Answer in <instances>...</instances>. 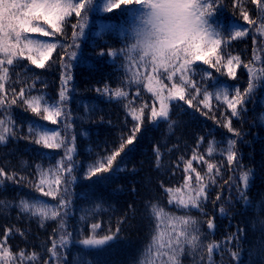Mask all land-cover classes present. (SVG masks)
I'll return each mask as SVG.
<instances>
[{"label": "trees", "instance_id": "1", "mask_svg": "<svg viewBox=\"0 0 264 264\" xmlns=\"http://www.w3.org/2000/svg\"><path fill=\"white\" fill-rule=\"evenodd\" d=\"M102 4L103 0H94L88 12L84 35L77 41L80 47L68 49L77 51L78 59L71 69L73 80L68 84L70 96L66 103L69 113L67 123L71 125L66 134L69 138L75 137L73 175L76 177L75 182L68 185L71 204L66 217V231L71 233L72 243L62 250L67 264H139L155 226L150 214L153 203L176 215H190L198 222L204 247L194 255L186 252L181 256V264H208L207 245L210 243L222 246L220 251H214L213 264H264V224H261L264 221V123L260 120L261 114H264V86L256 89L245 105L247 111L240 118H231L232 127L241 133L240 137L234 136L223 126L231 116L230 110L214 96L209 101L211 110L197 101L193 102L194 107H189L184 101H173L170 120L175 123L172 129L164 121L153 124L149 120L150 110L154 103L158 107V102H154L142 84L129 85L125 71L120 67L125 62L108 55L111 51L120 53L127 46L121 29L129 23L131 13L136 9L121 5L111 12H105ZM216 7L222 9L225 25L234 20L241 29H248L249 34L239 39H231V34L225 32L226 43L221 46L232 56H239L241 64L236 68L237 75L233 80L226 74V57L220 65L221 72L196 62L199 67L194 79L201 81L202 73L209 72L211 78L201 84L202 88L214 84L215 78H218L228 85L239 87L243 92L249 80L243 65L253 60V35L258 42L261 36L255 33V26L243 20L242 12L248 11L250 17L255 19L257 6L251 0H217ZM79 20L75 14L67 18L63 32L54 38L58 45L72 42L73 25ZM75 30L79 31L78 28ZM101 52L104 54L101 55ZM257 54L264 60V52ZM62 55L67 61L68 56L58 46L43 69L21 60L12 78L15 80L18 73L22 83H16L13 87L19 92L21 87H30L36 80L31 95L44 94L50 103L57 101L62 87ZM164 82L169 83L166 78ZM105 85L112 91L118 87L128 91L127 100L109 99V96L98 93L97 89L103 90ZM137 88L140 90L139 96L136 95ZM208 90L214 91L212 87ZM202 98L200 95L198 100ZM128 100L132 101L134 107L139 108L141 104L149 107L145 109L144 120L134 143L125 148L121 157L117 158L118 164L113 165L114 169L118 167L123 170L103 174L107 179L85 178L89 165L118 149L122 138L126 140L131 135L135 122L125 108ZM11 115L17 136L9 137L6 143L0 144V168L7 173H15L16 180L22 182L5 181L0 186V200L9 204L7 207L0 205V241L4 240L5 230L12 229L5 246L13 253L21 250L29 255L36 253L38 260L29 261L28 264H45V261L55 264L50 259L48 249L52 239L58 238V221L48 220L41 226L38 218L22 213L16 205L21 199L31 200L34 197L52 205L57 203L52 197H45L36 191L33 185L39 181L37 165L43 169L53 167L64 157V149H46L33 142L35 137H25L29 136V126L33 121L44 125L45 130L58 131L63 136L66 131L65 119L58 118L57 124L44 121L26 110L22 102L12 105ZM201 137L204 138L203 142H200ZM230 138L237 140L239 166L235 163L227 165L226 155L222 156L219 152L212 156L207 154L211 141L218 142V147H226ZM155 147H159L161 152L160 167L156 166ZM194 153L198 154L197 159L192 160L196 172L205 176L207 164L204 161H207L217 165L223 163L221 175L216 177L217 184L210 186L208 198L201 209H179L168 203L165 189L180 187L186 176H191L192 183H195L196 173L184 171L186 162L192 159ZM201 156L203 161L200 160ZM249 169L254 172L255 178L247 191L252 206L246 207L242 200L237 199L238 194L234 189L229 191L225 181L235 177L239 183L240 173ZM85 193H88L87 197ZM218 194L221 197L219 200ZM97 203L103 204V210L89 215L87 221H81L85 210L94 208ZM221 208L224 209L223 214ZM209 220L215 225L212 230L207 225ZM97 222L101 224L99 235L109 234V229L115 232L119 227L118 236L102 250L84 248L79 240L89 236L90 225ZM233 235L238 239L225 245L227 238ZM233 252L239 257L237 261L231 255Z\"/></svg>", "mask_w": 264, "mask_h": 264}, {"label": "snow or ice", "instance_id": "2", "mask_svg": "<svg viewBox=\"0 0 264 264\" xmlns=\"http://www.w3.org/2000/svg\"><path fill=\"white\" fill-rule=\"evenodd\" d=\"M186 2L194 6L195 15L200 23V39L192 45L190 52L186 51L184 55L176 54L175 58L169 62L158 59L157 55L145 54L140 48L139 37L142 22L147 15L143 9V0H103L102 9L105 12H111L114 8H120L121 5L125 8L136 9L131 13L132 18L129 23L121 29V35L128 42L127 46L122 48L120 53L111 51L108 55L114 58L119 57L125 62L120 67L124 69L129 85L142 84L146 91L152 95L154 102H158V107L154 103L150 110L149 120L153 124L164 121L168 123L169 129H172L175 123L170 120L171 102L173 101H184L189 107H194L193 102L197 101L198 104H203L205 108L211 110L209 101L214 96L217 101L226 104L227 109L230 110L231 116L227 118V123L223 126L234 136L240 137L241 133L232 127L231 118H240L247 111L245 105L252 98L256 89L264 86V60L257 54L264 52V0H251L257 6L255 19L250 17L248 11L242 12L243 20L247 24L255 26V33H259L261 36L258 42L256 36L253 35V60L243 65L247 69L249 77L247 87L243 92L239 87L228 85L218 78H215L214 84L202 88L201 84L211 78V73L203 72L201 81H196L194 76L196 68L199 67L196 62H202L203 65L215 68L216 72H221L220 65L226 57L224 65L226 74L231 79H236V68L240 66L241 60L239 56H232L231 53L222 49V44L226 43L224 33H230L231 39H239L249 34L248 29H241L234 20L225 25L222 19V9L216 7L217 0H186ZM93 3L94 0H0V110H2V114H0V144L6 143L9 137L17 136L14 130L15 121L11 115L12 105L22 102L26 106V110L52 124H57L58 118L64 117L65 119L66 131L63 136L58 131L45 130L44 125L33 121L29 126V136L25 137L26 139L35 137L33 142L46 149H64V157L57 161L53 167L43 169L37 165L39 181L33 185L36 191L45 197H52L57 200V203L52 205L43 199L34 197L31 200L21 199L16 205L22 213L38 218L41 226L48 220L58 221V238L52 239V245L48 249L50 259L54 260L55 264H67L65 252L62 250L67 249L68 245L72 243L71 233L66 231V217L71 204V200L68 199L70 195L68 185L76 180L73 175L75 171V137L69 138L66 134L67 129L71 127L67 123L69 113L66 111V103L70 96L68 84L73 80L71 69L74 66L73 62L78 59V54L77 51H68V49L80 47L77 41L84 35L88 12ZM73 14L80 20L76 25H73L72 42L58 45L54 38L63 32V25L67 23V18ZM77 28L79 31L75 30ZM58 46L68 56L67 61L64 60L63 55L60 56L63 71L59 99L50 103L49 98H46L44 94L31 95L36 80L30 87H21L17 92L13 85L22 83V81L18 73L15 74V80L12 77L14 69L20 61L27 60L36 68L43 69ZM165 78L169 83L164 82ZM209 87H212L214 91L210 92ZM97 92L109 96V99L123 98L127 100L129 96L128 91L119 87L112 91L107 85L103 90L97 89ZM136 95H140L139 88H137ZM200 95L203 98L198 100ZM148 107L147 104H141L139 108L134 107L132 101L128 100L125 108L128 109V114L135 122L131 135L126 140L122 138L118 149L89 165L85 178L107 179L103 174L123 170L118 167L114 169L113 165L118 164L117 158L121 157L125 148L134 143L136 133L140 131L144 120L145 109ZM196 110L199 111V107ZM260 120L264 123V114H261ZM203 140L204 138L201 137L200 142ZM236 143V139L230 138L227 140L226 147H218V142L213 140L208 145L207 154L212 156L219 152L222 156L226 155L227 165L232 166L235 163L239 166ZM154 152L156 166L160 167L161 152L159 147H155ZM197 155L193 154L192 159L186 162L184 169L186 173L189 171L196 173L195 183H192L191 176H186L184 184L180 187L165 189L169 197L168 203L176 208L201 209L204 201L208 198L210 186L216 185V177L221 175L223 163L217 165L207 161H204L207 164L205 176L196 172V169L192 167V160H196ZM200 160L203 161L202 156ZM254 178V172L249 169L240 173L239 183L235 177H230L225 181L229 191L234 189L238 194L237 199L242 200L246 207L252 206L251 201L247 198V191ZM5 181L22 182L16 180L15 173L10 174L0 168V186H3ZM84 195L87 197L88 193ZM220 198V194H218L217 200ZM0 205L9 206L2 200H0ZM102 210L103 204L97 203L94 208L85 210L80 219L87 221L89 215ZM220 212L223 214L224 209L221 208ZM150 214L155 226L151 241L145 248L139 264H181V256L186 252L194 255L197 250L204 247L201 242L198 222L190 215H176L155 203L150 206ZM261 224H264V221H261ZM207 225L210 230L215 227L212 220H209ZM100 228L99 222L92 223L90 225L91 234L79 240V244L84 248L97 250L110 246V243L114 242L118 236L119 227L115 232H111L109 229V234L104 235H99ZM16 231L20 230L16 229ZM11 232L12 229H6L4 240L0 241V264H28L29 261H37L36 253L29 255L23 250L13 253L9 247L5 246ZM238 232L242 233V230L238 229ZM20 234L23 235L22 232ZM236 239H238L236 235L228 237L225 245H230ZM221 248L222 246L217 243L207 245L208 264H213V253L220 251ZM231 255L234 259H239L237 253L233 252ZM45 264H48V261H45Z\"/></svg>", "mask_w": 264, "mask_h": 264}, {"label": "clouds", "instance_id": "3", "mask_svg": "<svg viewBox=\"0 0 264 264\" xmlns=\"http://www.w3.org/2000/svg\"><path fill=\"white\" fill-rule=\"evenodd\" d=\"M147 13L142 22L140 48L148 55L171 61L190 52L200 39V23L194 6L186 0H143Z\"/></svg>", "mask_w": 264, "mask_h": 264}, {"label": "rangeland", "instance_id": "4", "mask_svg": "<svg viewBox=\"0 0 264 264\" xmlns=\"http://www.w3.org/2000/svg\"><path fill=\"white\" fill-rule=\"evenodd\" d=\"M237 261V259H235ZM236 263V262H235Z\"/></svg>", "mask_w": 264, "mask_h": 264}]
</instances>
